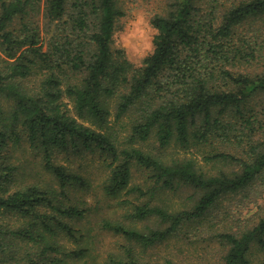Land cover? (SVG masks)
Segmentation results:
<instances>
[{"label": "trees", "instance_id": "1", "mask_svg": "<svg viewBox=\"0 0 264 264\" xmlns=\"http://www.w3.org/2000/svg\"><path fill=\"white\" fill-rule=\"evenodd\" d=\"M123 9L120 0H0V264L93 255L91 208L78 194L91 179L59 162L62 152L103 157L109 196L139 194L125 199V219L98 222L117 238L105 264H154L150 249L190 233L218 241L217 264H264V203L231 220L216 211L236 194L264 196V0H168L141 67L110 48ZM152 139L211 151L202 164L145 148ZM19 147L40 158L44 180L21 177ZM135 169L150 175L134 184ZM180 188L194 191L187 207L162 204Z\"/></svg>", "mask_w": 264, "mask_h": 264}, {"label": "rangeland", "instance_id": "2", "mask_svg": "<svg viewBox=\"0 0 264 264\" xmlns=\"http://www.w3.org/2000/svg\"><path fill=\"white\" fill-rule=\"evenodd\" d=\"M120 2L124 8V5L129 2V0H120ZM146 2H151L161 13H163L168 0H146ZM120 26L121 19L118 28ZM43 35L47 36L45 28L43 30ZM147 147L154 152L162 150L164 155L178 154V156H181V153H188L189 156L196 157L202 164L206 163L207 160L205 155L211 151V148L196 150L195 148H183L180 145L177 147L175 144L164 149H158L159 143L155 139L146 143L145 148ZM16 153L19 157V161L24 162V170H22L21 177L31 181L35 178H37L36 180H44L46 178L47 172L42 169L39 162L37 163V161H40V158L31 150L19 147ZM58 161L81 171L91 179L92 183L89 189L78 193L83 196L84 200L87 201L88 206L91 208V212L83 223L91 229L92 234L95 235L93 255L83 260L80 264H105L104 258L106 257L107 252L116 243L117 238L111 233L101 231L98 222L104 217L125 219L126 217L123 215L129 207V205L124 202L125 199L129 198L134 202H138L139 194H128L125 191L117 198L106 194L104 192V183L108 176L109 169L104 162L106 160L100 155L92 154L90 152L80 155L79 153L62 152L58 155ZM208 168H211L213 172H216L220 168L230 169V165H225L223 163H210L208 164ZM149 175L150 173L148 172L145 173L141 170L135 169L133 183H142ZM193 194V189L187 188H180L177 191L168 190V192L162 194V199H164L162 204L170 205L172 209H182L191 203ZM259 203H264V196L257 198L253 190L246 191V193L243 192L225 198L216 211L220 213L222 217L226 214L227 216L229 214L231 216L232 214L235 218L238 216L248 217L251 213H257V206ZM233 216L229 219L231 220L234 218ZM218 220L220 219H217L216 221ZM150 224H153V221L146 220L139 222V226ZM148 254L154 261V264H164L167 257H171L183 264H217L221 255L218 241L210 238L205 233H190L187 235L183 234L182 236L180 234L173 237L171 240L150 249ZM257 255L264 258V252L262 250H259Z\"/></svg>", "mask_w": 264, "mask_h": 264}, {"label": "clouds", "instance_id": "3", "mask_svg": "<svg viewBox=\"0 0 264 264\" xmlns=\"http://www.w3.org/2000/svg\"><path fill=\"white\" fill-rule=\"evenodd\" d=\"M123 11L121 26L113 32L110 48L122 51L130 64L141 67L155 53V39L160 30L153 20L162 13L146 0H129Z\"/></svg>", "mask_w": 264, "mask_h": 264}]
</instances>
